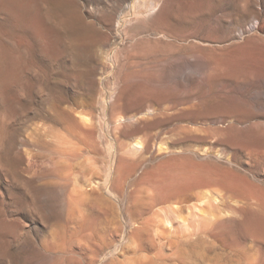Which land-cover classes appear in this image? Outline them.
I'll use <instances>...</instances> for the list:
<instances>
[{
  "label": "rangeland",
  "instance_id": "rangeland-1",
  "mask_svg": "<svg viewBox=\"0 0 264 264\" xmlns=\"http://www.w3.org/2000/svg\"><path fill=\"white\" fill-rule=\"evenodd\" d=\"M0 264H264V0H0Z\"/></svg>",
  "mask_w": 264,
  "mask_h": 264
},
{
  "label": "bare ground",
  "instance_id": "bare-ground-1",
  "mask_svg": "<svg viewBox=\"0 0 264 264\" xmlns=\"http://www.w3.org/2000/svg\"><path fill=\"white\" fill-rule=\"evenodd\" d=\"M2 4V3H1ZM83 8V7H82ZM94 8V7H93ZM96 8V7H95ZM87 12V10L86 9H84L83 10V13H86ZM173 16V15H172ZM159 19V18H158ZM161 20V19H160ZM172 20V19H171ZM175 21H176V18H175ZM174 21V22H175ZM18 22V21H17ZM153 109V108H152ZM148 110H149V108H148ZM155 110V109H154ZM147 111V110H146ZM150 113V112H149ZM148 113V114H149ZM145 115V114H144ZM131 117V116H130ZM128 119V118H127ZM130 119V118H129ZM128 119V120H129ZM131 120V119H130ZM141 142H139L138 141V143H136L135 144V147L137 148V149H139V147H140V144ZM143 144V143H142ZM141 144V145H142ZM143 148V147H142ZM141 149V148H140ZM121 173V172H120ZM188 189H185V188H177V189H174V190H172L169 194H168V197L167 198H169V197H171V198H174V196H177V194H179V193H182V192H185V191H187ZM180 195V194H179ZM163 196H166V195H163ZM179 197V196H178ZM153 200H154V198H153ZM172 200V199H171ZM170 200V201H171ZM175 201V200H174ZM175 203V202H174ZM176 206V205H175ZM135 211V210H134ZM97 213V212H96ZM138 216V215H137ZM136 218V217H135ZM164 222H165V224H166V226L167 227H172L173 226V220H172V218H169L168 216H167V218L164 220ZM140 225V224H139ZM132 237V236H131ZM194 248V247H193ZM193 248H192V250H193ZM182 249V248H181ZM183 249H185L184 247H183ZM185 252V251H184ZM183 252V253H184ZM183 253H181V254H183ZM188 253V252H187ZM185 254H186V252H185ZM187 255V254H186ZM189 255V254H188Z\"/></svg>",
  "mask_w": 264,
  "mask_h": 264
}]
</instances>
